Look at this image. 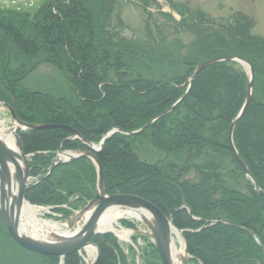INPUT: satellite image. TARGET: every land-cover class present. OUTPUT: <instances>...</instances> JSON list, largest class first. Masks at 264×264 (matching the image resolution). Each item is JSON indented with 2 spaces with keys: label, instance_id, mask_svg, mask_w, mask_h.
<instances>
[{
  "label": "trees",
  "instance_id": "16d2710c",
  "mask_svg": "<svg viewBox=\"0 0 264 264\" xmlns=\"http://www.w3.org/2000/svg\"><path fill=\"white\" fill-rule=\"evenodd\" d=\"M117 1L49 0L34 14L0 10V102L14 108L20 122L71 127L82 138V141L67 140L71 134L59 128L18 133L23 154L31 155L30 176L37 178V183L26 189L25 200L31 205L51 206L55 213H64L66 210L62 206L75 210L92 199L96 173L88 160L58 165L50 175H45L60 145L62 150H84L83 142L98 144L104 134L117 129L120 132L110 136L95 155L102 168L106 194L133 195L158 207L171 219L173 226L182 231L189 264H264V197L254 192L245 179L232 158L227 139L230 123L246 95L245 72L232 62L205 68L173 111L185 107L193 115L180 121L170 120L176 122L167 130L169 113L140 136L149 135L158 150L173 155L185 153L190 160L194 152L203 147L229 157L245 182L247 194L232 187L223 189L221 196L215 198V190L207 189L204 182L196 185L181 182L180 175L171 177L158 164L140 162L128 144V137L121 132L141 129L182 97L195 60L176 55L177 65L187 71L177 74L173 80L145 77L146 80L140 76L128 80L129 68L125 61L129 57L137 60V53L144 54L140 52L145 50L128 47L125 39L117 37L120 33L117 23L112 25ZM139 1L144 11L153 2ZM170 4L181 17L179 22L173 21V33L200 32L207 26L221 30H212L200 40L201 43L190 51L192 56L203 55L205 60L228 55L243 58L254 69L253 90L257 87V79L264 70L256 54L259 49L264 52V40L250 36L252 24L246 16L235 13L223 25ZM184 11L189 14L184 15ZM127 47L136 51H128ZM151 50L145 52L149 58L155 53ZM123 53H128L129 57ZM156 57L159 63L166 60L157 53ZM45 63L70 75L67 76L74 89V103L22 88V81ZM110 72L115 81L110 80ZM208 129L211 135L203 133ZM233 143L254 181L264 191V103L255 101L252 96L236 123ZM181 206L188 210H177ZM214 220H224L251 231L259 244L239 229L208 224ZM122 224L131 227L127 222ZM2 234L9 238L5 231ZM90 241L100 252L97 264H125L112 236H94ZM46 260L51 264L59 261L57 257ZM64 264H81V260L74 254L67 257ZM142 264H160L151 244L142 250Z\"/></svg>",
  "mask_w": 264,
  "mask_h": 264
},
{
  "label": "rangeland",
  "instance_id": "374dc122",
  "mask_svg": "<svg viewBox=\"0 0 264 264\" xmlns=\"http://www.w3.org/2000/svg\"><path fill=\"white\" fill-rule=\"evenodd\" d=\"M3 1L4 0L0 2V10L6 11L5 6H3L2 4L3 3L7 4V2L6 1L3 2ZM47 1L49 0H34L31 2H28L27 0H15L16 4H18L20 8L21 6L25 7L23 12L21 13H26V14L36 13L37 11L40 10V8L43 7V5ZM152 1H153L152 6H150L149 9H145L144 11L139 0H118L116 6L114 7L113 10L114 12L112 13V18H113L112 25L117 23L116 25L118 26V30L120 32L118 33L117 37L120 38L121 36L123 39H125L128 43L127 44L128 47H138L137 49L141 48L142 50H145V52L146 50H148L149 52L152 51L151 49H153V52L155 50V53L150 54L152 56L151 58H149L147 53L145 52L142 51L140 52L144 54L137 53L138 54L137 60L130 59L128 53H123L125 54V57H129V59L125 61L128 64V68H129V70H127L129 75L128 80L133 79L137 76H140V78L146 77L147 79L161 80V81L173 80L178 76L177 74H184L187 71L186 68L181 67L182 65L180 66L177 65L179 61L177 62L176 55H179L180 58H186L185 60H187L188 58H190V60L193 61L195 60V65L193 67L194 69L198 65H200V63L206 61L203 55L192 56L190 51L192 50V48L197 46L200 40L203 41L206 38L205 36L211 33L212 29H203L200 32L199 30H197V31H184L182 33L180 32L173 33L175 29L174 27L175 25L173 21L179 22L181 20V17L178 14V12L173 9L170 2H172L176 6V8L180 10L182 7L186 9L187 12L192 13L193 15L195 13H198L210 19L211 21L213 20L216 23L223 25L228 23L232 15H234L235 13H241L244 16H246L247 20L252 24L250 36L258 40H264V0H152ZM33 2L36 3L37 5L32 4ZM12 3L13 1L9 2L8 4L10 5ZM29 6L33 7L32 8L33 11L27 9L29 8ZM8 10L11 11L10 8ZM25 11H30V12H25ZM13 12L18 13L20 12V10H15ZM187 12L184 11V15H188L189 13L187 14ZM199 33H201L202 35L199 36ZM162 37H163L162 39L163 43H160L159 40ZM154 40L157 42H155ZM144 43L145 45L143 46ZM128 47H127L128 51L131 50H133V52L136 51V49H129ZM262 48L264 49V46H262ZM159 49L161 52H158ZM156 53L160 58L166 57V60L162 63H159L158 58L156 57ZM161 53L165 55H161ZM256 55H257V60H259L258 63L261 65L260 68L264 70V66H263L264 52L261 49H259ZM228 57L230 56L228 55ZM231 57H237V56H231ZM194 69L185 82L186 90L184 94L186 95L188 94V91L190 90L193 81L196 79L199 73L204 70V69L201 70L197 74V76L192 81L190 87L188 88L187 87V85H189L188 80L192 76ZM244 72L247 77V72L245 70ZM253 74H254V69H253ZM67 75H68L67 73L60 71V69L57 66L45 63L39 65L32 73H30L25 78V80L22 81L21 84H22V88L30 93H39L54 98H64L67 101L74 103L76 101L75 93L72 83L68 79V76L70 75L68 76ZM109 78L110 80L115 81L113 72H110ZM253 84H254V80H253ZM257 84H258L257 87H255V89L252 90L253 91L252 98H254L255 101L257 102L264 103V71L259 75V78L257 79ZM181 98L182 97H180L178 100H180ZM181 102L182 100L171 110V112H169L171 117L167 119V123H166L167 130L168 128L174 126L176 121H180L186 116L191 117L193 115L192 112H188L185 107H181L176 112H173L177 109V106ZM166 110L160 112L155 117L165 112ZM169 113H167L166 115H168ZM155 117H152L141 129L132 132L135 133L142 130L140 133L134 135H128V136L126 135L127 133H124L125 136L128 137L127 140L128 144L131 145L132 150L137 155V158L140 162L150 165L158 164V166L163 170L165 174L171 177L180 175L181 182H186L188 184H194V185L199 184L200 181L204 182L207 189L209 188L215 190L216 192L215 198H219L221 196L223 189H231L232 187L243 194H247L245 182L242 180L239 173L235 170V167L230 161L229 157L203 147L200 149L199 152L197 151L194 152L195 155H192L193 158L190 160L185 153L173 155V154H167V152L163 150L162 151L158 150L151 143L149 135L140 136L146 129L151 127L154 123L162 119L164 116L155 120L153 123H151V125L144 128ZM170 120H176V121L171 122ZM0 125L4 126L6 129L12 128V120L10 114L5 108L2 107H0ZM28 125H44V124H28ZM206 129H207V125H206ZM111 130L108 131L107 133L111 132ZM19 132H34V131H18V133ZM203 133H205L206 135H211L209 129L207 131H204ZM106 134H104L103 136H105ZM136 136H140V137H136ZM221 136L223 135L220 134L218 137L221 138ZM11 138L15 143V139L13 135ZM93 146L95 147V149H98L100 147V143L93 144ZM59 147L61 152L66 151L61 149V145ZM68 151L77 152V150H68ZM83 151H86V149H84ZM22 154H23V150H22ZM23 156L27 157L29 155L23 154ZM47 176L48 175H46V177ZM218 180L220 181L219 184L217 183ZM28 204L30 206L45 208V210L44 211L42 210V212L40 213L39 218L42 220L52 221L54 223H57L59 225L58 231L60 232L67 231V226L69 223L67 222V220H69V218L67 217L70 215L73 216V214L79 211L80 208L84 205L83 204L81 207H78V209L76 210L68 208L66 207V205H64L62 209L66 210V212L55 213L53 211L54 209H52L51 206L31 205L30 203ZM123 221L127 222L131 226L130 228L139 230V232H136L135 234L132 233L130 240H132L133 236L137 235L138 237H141L146 243L148 242V239L144 234L145 229L147 230V228L143 224L137 222L136 220H135L136 223L134 224L133 219H125ZM1 226H0V233H1L0 234V264H51L50 262H48V260H46L47 258L42 257L41 255L27 252L21 249L19 246H17L13 242V240L3 236L2 231L4 232L5 230L3 226L2 227ZM179 231L180 230H178V232ZM120 245L122 244L120 243ZM122 246H123L122 249L125 253L124 255L125 264H132V260H133L132 255L134 254L133 251L131 250V248L128 247L129 245H126V243H123ZM135 262H139V261L135 260Z\"/></svg>",
  "mask_w": 264,
  "mask_h": 264
},
{
  "label": "water",
  "instance_id": "95a60500",
  "mask_svg": "<svg viewBox=\"0 0 264 264\" xmlns=\"http://www.w3.org/2000/svg\"><path fill=\"white\" fill-rule=\"evenodd\" d=\"M225 61V62H233L241 66L246 72L248 77V85H247V93L245 99L243 101V105L241 106L238 114L233 118L229 131H228V142L231 148V152L234 156L235 161L238 163L240 168L243 171V174L253 186V189L259 193L262 197H264V192L256 185L250 171L248 170L245 163L241 160L239 155L237 154L233 142V130L238 121V119L245 113L247 107L249 106L251 100L252 93V82L254 79L253 68L251 64L244 59H240L237 57H221L214 58L208 61H205L198 65L188 80V88L190 87L192 81L197 76V74L205 69L206 67L213 65L215 63ZM186 94L182 96L180 100H178L173 106L167 109L165 112L161 113L157 117H155L152 121H150L144 128L151 125L155 120L165 116L167 113L171 112V110L185 98ZM0 107L5 108L10 114L12 120V135L15 139V146L18 150V153L12 152L1 140H0V219L2 224L4 225L8 235L13 240V242L19 246L21 249L38 254L46 257H58L60 261L67 256L75 254L81 250H84L86 247L91 245L89 243L90 237L95 233V228L97 227L98 221L102 214L112 207H118L120 209H126L129 211L135 212H145L151 218L149 222L144 217L141 219V223L148 229L149 233L145 234L152 241V245L154 246L159 260L161 264H170V251H171V242H172V228L175 229L171 221L154 205L149 203L148 201L131 196V195H105L104 185L102 180V168L98 161L96 160L93 153L96 151L92 145L85 143V145L89 148L87 151H77L73 154H69L68 152H61L60 147L56 153L55 159L52 161L50 170L51 171L58 164H67L74 160L84 158L88 159L92 162L95 170H96V189L93 195V198L90 201H87L83 207L80 208L79 211L75 212L72 215L68 216L69 220H67V235L52 233V237L48 240H37L32 239L26 235H24L20 231V212L23 203H27L24 200V191L28 186L29 177V163L26 156L22 154V145L17 136L18 131H41V130H49V129H63L69 132L72 135L70 139H80L78 132L72 128L66 126H52V125H28L20 122L15 115V111L7 104L0 103ZM142 131V130H141ZM141 131L135 133H127L126 135H134L140 133ZM114 132L117 130H112L102 137L100 142V149L102 147L103 142L109 138ZM59 156H65V159H60ZM21 161L22 166L18 163ZM15 190V191H14ZM90 213L88 220L83 223V226L80 229H76L82 217L86 214ZM212 225L222 224L228 225L233 228L239 229L251 235V237L258 243L256 237L245 230L242 227L231 224L226 221H215L210 222ZM176 230V229H175ZM177 231V230H176ZM178 232V231H177ZM93 246V245H92ZM91 247V246H90ZM94 247V246H93ZM96 250V259L93 264H96L99 258V251L95 247ZM186 257L183 259V264H188L187 252L185 250Z\"/></svg>",
  "mask_w": 264,
  "mask_h": 264
},
{
  "label": "bare ground",
  "instance_id": "6f19581e",
  "mask_svg": "<svg viewBox=\"0 0 264 264\" xmlns=\"http://www.w3.org/2000/svg\"><path fill=\"white\" fill-rule=\"evenodd\" d=\"M216 58H221V57H216ZM224 62L225 61H221V62H218V63H215V64H220V63H224ZM252 84H253V82H252ZM247 85H248V79H247ZM252 88H253V85H252ZM246 89H247V86H246ZM246 93H247V91H246ZM241 117L238 119V121L241 119ZM12 130H13V128L6 129L4 126L0 125V140L12 152L17 154L18 150H17V148L15 146L14 141L11 138L12 137ZM228 131H229V128H228ZM233 134H234V130H233ZM227 135H228V132H227ZM227 139H228V137H227ZM232 142H233V139H232ZM228 146H229V142H228ZM233 146H234V143H233ZM234 148H235V146H234ZM229 149L231 151L230 146H229ZM235 150H236V148H235ZM96 151H98V150H96ZM236 152L238 154L237 150H236ZM68 153L69 154H73L74 152H68ZM231 155H232V158H234L232 152H231ZM59 158L60 159H65L66 157L65 156H59ZM234 161H235V159H234ZM18 163L22 166L21 161H18ZM236 164L238 165L237 162H236ZM239 168H240V166H239ZM241 171H242V169H241ZM95 173H96V170H95ZM102 180H103V174H102ZM103 185H104V182H103ZM252 188H253V186H252ZM95 189H96V184H95ZM95 189L93 191L92 198H93V195L95 193ZM254 192H256V191L254 190ZM257 194H259V193H257ZM105 195L109 196V195H124V194H106L105 193ZM131 196H133V195H131ZM135 197H137V196H135ZM149 203H151V202H149ZM152 205H154V204H152ZM177 210H186L187 211L188 208L186 206H181ZM41 212H42L41 209L33 207V206H30L28 203H23L22 208H21V212H20V231L24 235H26V236H28V237H30L32 239H37V240H48V239H50V237H52V233H58V234L67 235L66 231L65 232L58 231L59 225L57 223H54L52 221H46V220L40 219L39 215H40ZM188 213H190V212L188 211ZM89 216H90V213H86L82 217V220L80 221V223L76 227L77 230L80 229L83 226V223H85L88 220ZM142 217H144L149 222L151 221L150 216L148 214H146L145 212H135V211L132 212V211H129V210H126V209H120L118 207H112L111 209H109L108 211H106V212H104L102 214V216L100 217V219L98 221L97 227L95 228V233L90 237V239L92 237H94V236H100V237H103V236H106V235L112 236L115 239V242H116V244L118 246V249L120 250L122 256L124 257L125 253H124V251L122 249L123 243L121 242V240L123 239L124 241H127V240L129 241L130 238H131L132 233L135 234L137 231L135 229H133V228H130L129 226H124L122 224V222H125V221H123L125 219H133L134 224L136 223V221L141 223V219H143ZM166 217L169 218L168 216H166ZM215 221H217V220L209 221L208 224L212 225V224H210V222H215ZM171 230H172V236H171L172 237V242H171V246H170L171 247L170 248L171 249V251H170L171 252L170 253V264H183L182 261L186 257V255H185L186 245L184 244V240H183V238L181 236V233L177 232L173 228ZM247 231H249V230H247ZM249 232L252 233L251 231H249ZM147 233H149V231H148V229L147 230L145 229V233L144 234H147ZM249 236H251V235H249ZM90 239H89V243L91 245H89L84 250H82V251H85V253H86L87 257H88L85 260L87 264H93L94 260L96 259V250H95L96 245L94 243H92L90 241ZM132 240L136 243V245H138L141 248H144L146 246V242L141 237H138L137 235L133 236ZM120 243L122 245H120ZM187 256H188V253H187Z\"/></svg>",
  "mask_w": 264,
  "mask_h": 264
}]
</instances>
